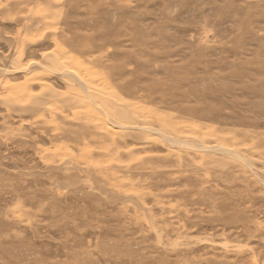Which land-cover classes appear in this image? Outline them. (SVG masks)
<instances>
[{
	"label": "rangeland",
	"instance_id": "obj_1",
	"mask_svg": "<svg viewBox=\"0 0 264 264\" xmlns=\"http://www.w3.org/2000/svg\"><path fill=\"white\" fill-rule=\"evenodd\" d=\"M0 264H264V0H0Z\"/></svg>",
	"mask_w": 264,
	"mask_h": 264
}]
</instances>
